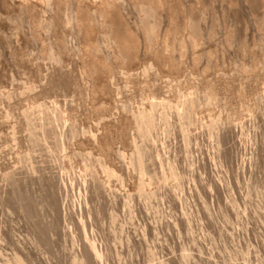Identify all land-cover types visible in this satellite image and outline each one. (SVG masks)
Segmentation results:
<instances>
[{
  "label": "rangeland",
  "instance_id": "374dc122",
  "mask_svg": "<svg viewBox=\"0 0 264 264\" xmlns=\"http://www.w3.org/2000/svg\"><path fill=\"white\" fill-rule=\"evenodd\" d=\"M38 1L35 11L28 12L24 10V13L19 7L12 6L10 3L0 4V151L4 152L5 161L8 162L7 168L0 166V181L5 180L6 172L12 171L14 168L18 171H26L33 163L43 168L48 167L46 170L49 169L50 165L54 164L56 166L54 171L57 175H60L61 172L69 173L70 175L92 173L103 181L111 180L110 189L116 192L120 191L119 188L121 186L123 189L128 187V193L134 195V203L139 211L137 209L133 211L127 205L122 204L114 207L108 196L93 201V204L90 203L89 205L91 208V205H93L92 211L97 214L92 213V226L90 227L89 225L87 231L91 233L93 230L95 234L98 233L96 236L100 237L98 238L100 241L103 240L102 246L106 245L102 249L105 250L107 247V249H110V261L107 259L105 263L108 261L107 263L109 264H158L164 259L173 257L177 263L183 264L185 256L194 255V258L191 257L194 264H264V144L260 146V151L261 153L263 152L260 166L258 165L254 168L256 175L254 177L258 179L257 182L251 178L249 168L246 170L242 168L232 170L229 165L230 158L228 160H220L217 153L219 146L212 131H214L219 118L228 114L229 110L223 107L220 101L209 100L207 89V84L212 79L220 78L217 81L218 83H214L215 89L218 84L225 82L227 93L232 95L235 102L236 112L232 111L229 114L230 126L242 120L239 115H242L243 119L249 118L251 114L250 108L255 103L256 98L255 96L249 98L250 108L248 110L246 105L248 100L246 101L244 96L240 95L238 85L241 81L246 82V84L249 83V75L255 76L257 74L261 76L264 74V0H199L200 4L196 0H187L194 16L200 13L203 15H197L200 22L195 16L196 20H198L195 23L199 25L204 23L203 29L207 36L203 44L197 39L199 37V34H196L198 33V27H195L194 36L197 42L194 43L195 45L193 44L195 47L189 45L188 52L186 51L185 55L180 57L178 54L181 53L177 48L174 55L175 58L169 56L167 58L159 50L160 46L158 45L161 43H153L145 50L147 55L138 59L127 58V53L119 50V42H115V39H113L115 31L110 23L112 18L116 21L118 20L120 6L117 4L121 3V0H107L111 7L108 4H104V6L102 5L103 7L98 5L95 10H92L96 12L99 9L97 12L99 15L108 14V17H106V19L108 18L106 26H108L104 27L108 30L111 27V31L109 30V35L105 36L108 33L103 32L101 33L102 35L99 33L101 35L99 36L100 40L109 36L108 38H112L113 44L111 47L104 46L105 48H103L100 40L96 41L93 39L94 36H91L92 34H86L87 14L82 11L84 9L79 7L78 0ZM178 1L172 0V6L173 10L177 12L178 21H180L183 13L180 14ZM107 6L110 7V11H108ZM175 6L176 9L178 7L179 11L174 9ZM198 6L201 8L199 9ZM48 7L50 8L48 9ZM70 15L72 18L74 17V26L72 25V31L62 38L60 26L65 23V17ZM130 16L134 17L135 14H130ZM45 20L50 27H44L43 23ZM167 22L168 20L165 19L163 29L169 25V22ZM178 30L180 32L182 29L176 28L173 32L174 36L175 32H177V37L182 35L180 34L182 31L179 33ZM19 35L21 36L20 38ZM62 41L65 46L71 48L68 54L71 57V61L80 62L84 59L90 60L93 57H100V51H97L99 48L104 52L111 50L116 57L118 56L116 59L121 68L116 77H109L107 70L101 68L102 65L99 66L97 64L96 67L98 69L93 66L89 68L91 72L95 71V69L97 70V77L109 78V81L112 80L110 83L112 82L114 93L113 95L110 92L105 94L107 99L103 103H96L94 98L90 97L86 76L84 77L78 68H73L69 64L66 65V72L61 76L60 83L47 85L44 79L47 72L56 64L53 60L55 56L54 47L60 42L62 43ZM88 41L91 43L86 46L85 43ZM94 41L95 43H93ZM74 48L84 50L85 52L82 54L87 56H82L79 59V55L75 54ZM157 59L161 62V74L155 82L154 88H161L163 94L159 97H154L148 93V87H151V85L146 83V78L152 72H156L154 61ZM254 64H256V67H254ZM244 66L247 68L244 69ZM249 66L251 70H249ZM253 83L254 81H252ZM255 83L256 89H259L257 91L262 94L264 91V78H259ZM196 85H199L201 90L197 91ZM52 87L55 88L52 89ZM115 87L118 91L115 90ZM44 88L46 90L38 97L37 95ZM10 92L15 93V99H9ZM194 96L200 102V104L195 106L194 115L202 121L203 126L193 132L194 134L195 132H201V137L188 143L185 138V134H187L186 119L178 116L177 110L181 108L184 100L191 97L194 98ZM7 100L16 105L18 110L16 115H6L8 110L6 105L9 104ZM152 101L157 104V112L155 111L154 115L155 126L152 135L144 136L141 143L151 146L153 144L152 137L164 135L167 141L164 143L162 141L161 143L165 151H168L161 154L163 159V164L161 165L158 164V157L156 155L153 156L155 178H152L150 174H142L138 165L134 163L130 165L132 175L128 182L129 186H125L122 183L121 173L110 174L105 166L104 156L86 143L78 146L76 144L75 153H71L64 144V139L61 135L56 136L57 138L51 137L48 143H45L42 139L40 115L41 110L45 107H53L58 110L57 115L60 119L57 127L62 129L65 124H73L68 118L71 113L69 106H74L78 111L76 126L78 131H80V136L89 137L100 131L103 123L118 118L123 112H128L127 114L131 116L133 111L142 108H148L149 110ZM170 110L174 111V116L170 119L171 124L162 116L163 111ZM100 112L102 115L99 114ZM135 136L136 130L130 129L127 131L128 141L126 145L113 142L114 146L120 149V160L130 162L131 158L136 156ZM238 137L233 139V141H229L224 147L231 151V148H234V141L238 140ZM158 144L162 148L160 142ZM250 151V149L246 150L247 157ZM55 156L56 158H54ZM175 156L179 159V177L170 175ZM244 156L246 155L243 152L238 155L240 159ZM239 158L238 160L241 161L242 159L240 160ZM211 161H213L214 165L211 164ZM212 168L216 170L211 171ZM193 169L198 175L196 179L191 175ZM211 175L223 178L221 199L209 196L210 187L206 183ZM202 179H204V182ZM142 181L146 185L140 188L139 184ZM196 184H202L203 188H200L201 190L197 189L195 187ZM68 189L71 190L70 187ZM28 190V194L24 195V201L27 205L23 212L19 211L20 203L23 201L22 196L19 202L10 198L5 202L3 208L0 206V220L2 221L0 222V228L3 225L7 228L5 224L8 226L13 225L14 231L19 228L16 232L22 237V241L24 239L23 243L30 247L29 245L33 244L30 241L32 240L31 229H35L38 226L43 237L41 248L30 247L33 250L32 252L35 251V254H33L37 259H35L37 264L38 262L40 264H80L73 260L74 249L71 241H68L66 246L60 241H52L50 235H48L49 227L47 221L49 217L45 204L47 192L39 191L36 185L33 188L29 186ZM164 191L170 196L165 203L162 201V193ZM74 192L78 195L80 192L79 185L75 186ZM177 192L183 193L182 203L176 196ZM124 199L127 198L124 197ZM172 202L177 203V207H174ZM96 204L99 205L96 207L97 210H95ZM83 208L86 210L85 204H83ZM70 211L73 215H79V210L74 212L72 206H70ZM226 212L229 216L226 215ZM23 215H26V218ZM84 217L88 219L89 216L85 213ZM188 218L191 219L193 233L196 237L195 241L190 238L191 231L189 230L188 232V229H186ZM177 220L184 222V227L181 230ZM160 221L168 222L169 226L166 227L161 223L163 229L159 225L158 230H153V235L146 238L143 237L141 232L145 224L156 226ZM66 224V228L72 227L69 222H66ZM35 225L36 227H34ZM123 227H127L131 233L136 230L139 231L136 246H134L133 242L127 241V229L122 230ZM80 231L81 237L84 239L85 233L81 225ZM18 235L17 237H19ZM3 236H5L4 233ZM6 239V241L4 240L5 245H3L4 242L1 243V240V248H3L2 250L5 253L9 254L7 257H10L13 245L10 243L9 237ZM160 244L163 246L161 249H159ZM33 247H35L34 244ZM154 247L159 250L157 254H154Z\"/></svg>",
  "mask_w": 264,
  "mask_h": 264
},
{
  "label": "bare ground",
  "instance_id": "6f19581e",
  "mask_svg": "<svg viewBox=\"0 0 264 264\" xmlns=\"http://www.w3.org/2000/svg\"><path fill=\"white\" fill-rule=\"evenodd\" d=\"M78 1H79L78 2L79 7L81 9H84L82 11L84 13L86 12V14H87V16H86L87 17L86 18L87 23L85 24L86 34L87 35L92 34L91 36H94L93 39H95L96 41L100 40V36L102 35L101 33H103V32L108 33L110 28H111L110 27L109 30L106 28L108 26V25L106 26L107 21H108V18L106 19V17H108V14L106 13L107 16H106V14H104L105 16L99 15L97 13L99 9L96 10V12L92 11V10H95L98 7V5L104 6V4H108L107 0H78ZM121 1H122L121 3L119 2V4H117L120 6L119 7L118 20L116 21L112 18L110 24L112 25V27L115 31L113 39H115V42L116 41L119 42L118 43L119 50H121L122 52H126L127 58L133 57L134 59H138L140 57H145L147 55L145 50L147 48H149V46L153 43H161L160 45H158V46H160L159 50H160V52L165 54L167 56V58H168V56L173 58L177 48L180 50L181 54H178V55H180V57H181V56L185 55L189 45L192 46L194 43L197 42L195 39V36H194V34L196 32L195 29L197 27H198V29H197L198 33H196V34L197 35L199 34L198 35L199 37H197V39H199L201 44H203L204 40L206 39L207 35L203 29L204 23L200 24V25L195 23L198 21V20H196L195 16L202 15V14L200 13V14H197L194 16L193 10L188 5L187 0H179L178 1L179 2L178 7L180 10V14L183 13V15H181V17H180V19H181L180 21H178V16L176 14L177 12L173 10L172 0H121ZM196 1L199 3V0H196ZM240 1H242V0H240ZM37 2H39V1L38 0H0V4L10 3V4H12V6L19 7L20 10H23V13H24V10L28 11V12L35 11V8L37 6ZM112 2H114V1H112ZM228 2H230V1H228ZM237 4H239V3H237ZM8 6H9V4H8ZM109 6H107L108 11H110L109 8L111 7V6L110 7ZM178 7L176 9V6H175L174 9L179 11ZM41 8L43 9V7H41ZM49 8L50 7H48V9ZM198 8L200 9L201 7L198 6ZM228 8H229V6H228ZM52 10H53V8H52ZM47 12H49V11H47ZM74 14H75V12H74ZM130 14H135V16L131 17L132 15L130 16ZM116 17H117V15H116ZM50 18H51V16H50ZM73 18L71 15L66 16L65 19L63 18L65 20V23L60 26V30L62 32V38L64 35H66L67 33L72 31V28L74 26L73 25V20H74ZM197 18L199 19L198 16H197ZM165 19L168 20L169 23L168 22L167 23L169 25L167 24L168 26L167 27L165 26L166 28L163 29V22L165 21ZM46 20L44 21L43 24H44L45 28H48L50 26H49L48 22L46 23ZM199 22H200V19H199ZM94 23H95V25H94ZM50 24H52V23H50ZM53 24H54V22H53ZM76 24H78V23H76ZM104 26H106V27H104ZM176 28L182 29L181 30L182 33H180L181 31L179 32V30H178V32L180 34H182L181 36L178 35V37H177L176 36L177 32H175L176 37L174 36L173 32L176 30ZM52 29H54V28H52ZM48 33H46V34H48ZM44 34H45V31H44ZM106 35H109V33L105 34V36ZM246 35H247V33H246ZM71 36H73V35H71ZM20 37L21 36L19 35V38ZM108 37L101 38L103 40H100L102 42L103 48H105L106 46L111 47V45L113 44L112 38L109 39ZM245 40H247V39L245 38ZM63 41H62V43L60 42V44L56 45L55 47L53 46V44L51 42L52 46L55 49L54 50L55 56L53 57V60H54V62H56V64H54L51 67V69L47 72L46 78L44 79V80H46L47 85L60 83L61 82L60 81L61 76L64 75L63 73L66 72V70H65L66 65L69 64L73 68L74 67L78 68L79 72L84 77L86 76L87 81H88V90H89L88 93H90V95H91L90 97L94 98L96 103L97 102L103 103L107 99L105 97V94L110 92L113 95V93H114L113 87L111 85L112 82L110 83V81H112V80L109 81L108 80L109 78L105 79V78L97 77V70L95 69V71L91 72V71H89V68L92 66L96 67L97 64L99 66L102 65L101 68H104L107 70L109 77H112V78L116 77L117 73L119 72V70L121 68V65L118 63V61L116 59L118 56L116 57L115 54L113 53V51L111 52V50H106V52H104L103 50H101V48L97 47L98 45H100L99 44L100 41H99V43H96V44H98L96 47L99 48V50L97 49V51H100V54H101L100 57L97 56L94 58L92 55L93 58L90 60H88V59L87 60L84 59L83 61L79 60L80 62L71 61V57H69V55H68L69 50L71 48L69 46H65ZM76 41H77V39H76ZM81 43H82V40H81ZM90 43L91 42L88 41L85 43V45L89 46ZM93 43H95V41ZM77 44H79V43H77ZM74 46H76V45H74ZM113 46H112V48H114ZM92 47H94V46H92ZM96 47H94V48H96ZM45 51H46V49H45ZM74 51L76 52L75 54L79 55V59L82 58V56H83L82 53L85 52L82 49L77 50L75 48H74ZM90 54H91V52H90ZM153 54H154V52H153ZM85 56H87V55H85ZM85 56H83V57H85ZM50 59H52V58H50ZM167 60L169 61V59H167ZM154 62H155V66H156V72H152L149 76H147L146 83L151 85V87H148V93L152 94L154 97H159L160 95L163 94V92H162L161 88H154L155 87L154 84L158 80V77L161 74L160 73L161 72L160 71L161 62L159 59L155 60ZM148 65H149V63H148ZM166 65H168V64L166 63ZM34 67H36V66L34 65ZM254 67H256V64H254ZM246 68L247 67L244 66V69H246ZM148 69H150V68H148ZM46 70H48V69H46ZM249 70H251L250 66H249ZM143 71H144V69H143ZM212 75H214V74H212ZM44 77H45V75H44ZM249 78H250L249 83L246 84V82H242V81L239 83L238 91L241 93L240 95L244 96V99L246 101L248 100L247 104H246L248 110L250 108L249 107V98L252 96L253 97L255 96L256 101L252 105V107L250 108L251 114L249 115V118L243 119V116L239 115L240 119H242V120L233 124V126L229 125V123H230L229 114H230V112L235 111V107H234L235 102H234L232 95L227 93V90H226L227 86H225V82H223L222 84H218V87L215 89L214 83H218L217 81L220 78L219 79L218 78L212 79L207 84V89H208V93H209V97H208L209 100L214 99V100L220 101L222 106L225 107L227 110H229L228 114H225L219 118V121L217 122V125L215 126L214 131H212L213 135L215 136V138L217 140L218 146H219V148H218L219 151L217 153H218V156L220 157V160L221 159L228 160L230 158V164L229 165H230L232 170L235 168H238V169L242 168L243 170H246L247 168H249V172L251 173V178H253L257 182L258 179H256V177H254V175H255L254 168L260 164V162L262 161V155H263L262 154L263 152L261 153V151H260V146L264 144V91L262 94L259 93V91H257L258 88L256 89V87H255V84H256L255 82H257V80L259 78H264V74H262L261 76H259L257 74L255 76L249 75ZM252 81H254L255 84L254 83L252 84ZM221 82H222V80H221ZM45 86H43V87H45ZM57 87H58V85H57ZM54 88L52 87V89H54ZM200 88L201 87H199V85H196L197 91ZM45 90L46 89L44 88L42 90V92H40V94H38L37 96L40 97L44 93ZM115 90H117L116 87H115ZM10 93L11 94L9 95V99L14 98L15 93L14 94H13V92H10ZM148 93H146V94H148ZM97 94H99V95H97ZM201 96H203V95H201ZM40 99H42V98H40ZM43 101H44V99H43ZM235 101H236V99H235ZM204 102H205V100H204ZM197 104H200V102L198 100H196V98L194 96V98L191 97V98L184 100L181 104V108L177 110L178 116L186 119L187 134H185L186 135L185 138H186V141L188 143H191L194 139H198L199 137H201L200 136L201 132L200 133L195 132V134L193 133L196 129L201 128L203 126L202 121H200V119L195 117V115H194L195 106ZM156 105H157L156 102L152 101L150 103L149 110H148V108H142L140 110L133 111L131 116H129L127 114L128 112L127 113L123 112L120 115L118 114L119 115L118 118L103 123L100 131H98L97 133H95L89 137H85V136L81 137L80 136V133H79L80 131H78V128L76 126V121L78 120L77 119L78 118V111L74 106H69V110L71 113L68 112V113H70L68 119L71 120V122L73 124L70 125V123H69L70 126L68 124H65L62 129H59L57 127V124H59L58 120L60 119V118H58V115H57L58 110L57 109L55 110L53 107H51V108L45 107L41 110V115H40L41 122L39 121L40 122V128L42 131V139L45 143H48L49 139L51 137H53V136L56 137V136L61 135L64 139V144L66 145V147L69 149V152H71V153H75V151H76L75 145L76 144L78 146V145H82V144L86 143L89 147L97 150L102 156H104L103 158L105 159V166H106L108 172L110 174H115L116 172H120L122 175V183L125 186H129L128 182L130 181V178L132 175L131 171H130V169H132V168L130 165H133L134 163H136L142 174H150L152 176V178H155L156 177L155 167H154L155 162L153 161V156L156 155L158 157V160H157L159 162L158 164L161 165V164H163V159L161 158V154L163 152L164 153L168 152V151H165L164 146L161 143L162 141H163V143L165 141H167L166 136H164V135L152 137L151 140L153 141V144L151 146H149L148 144L143 143V142L141 143L144 136L152 135L153 128L155 126V116L154 115H155V111H156ZM238 105H240V104H238ZM6 106L8 107V110L6 111L7 116H14L17 114L18 110H17L16 105L14 103L9 102V104ZM122 106H121V108H122ZM250 106H251V104H250ZM128 107H129V105H128ZM112 109H114V108H112ZM129 110H130V108H129ZM99 114L102 115L101 112ZM162 116L167 119L169 124H171L172 122L170 119L174 116V111H172V110L163 111ZM234 116H236V115H234ZM19 120H21V119H19ZM25 123H26V120H25ZM247 126H248V128H247ZM130 129L136 130V136L134 138L135 139V147H136V156L131 158L130 162H128V161L126 162V160H120L119 159L120 158L119 156L121 155L120 149L118 147L116 148L114 146L113 142H116V143L118 142V143H121L123 145H126L127 141H128L127 131ZM91 134H92V132H91ZM237 136H239V137H238V140L236 139L237 141L236 140L234 141V148L233 149L231 148V151H228L224 146L229 141H231V140L233 141V139H235ZM110 142H111V144H110ZM158 142H160V144L162 145V148L159 147ZM0 144H1V140H0ZM247 149L251 150L249 152L248 157H247V153H246ZM261 149H262V147H261ZM242 152H243V154L245 153L246 156H244L243 158L241 157V159H242L241 160L238 157V155ZM213 155H215V154H213ZM237 157L241 161H239ZM54 158H56V156ZM174 158L175 159H174V163L172 164V167L170 170V172H171L170 175L174 176V177H179L180 176V173L178 171L179 159L176 156ZM5 159L6 158H5L4 152L0 151V166L2 168H7V166H8V162H6ZM211 164L214 165L213 161H211ZM55 167L56 166H54V164H53V165L49 166L48 170H46L48 167L43 168L41 166H38V165L36 166L35 164L31 163L30 168L26 171H18L16 168H14L12 171L6 172L5 180L0 181V206L3 208L5 202L10 198L16 202H19V199L22 196L23 201L20 203V206H19L20 210L19 211L23 212L26 209L25 207L27 205V203L24 201V198H25L24 195L28 194L29 186H32V188H33V186L35 187V185L38 186L39 191L47 192L45 204H46V208L48 210V217L49 218H48L47 222H48V227H49L48 228V233H49L48 235H50V237H51L50 239H52V241H54V242L60 241L64 245H66V243L68 244V241H71V243L73 245V249H74L73 260L75 262H78L80 264H106L108 261L105 263V260H107L111 257L110 249H107L108 247L105 248V250L102 249L104 246V245L102 246L103 240L100 241L98 239V238H100L99 236L98 237L96 236V234L98 235V233L95 234V231H93V230L91 231V233H89L87 231L88 226L89 225H90V227L92 226L91 215H92V213H94V211H92L93 205H91L92 208L89 205L93 201H97L100 198H105L106 196H108L109 200L111 201V203L113 204L114 207L118 206L119 204H122V205H127L131 210L136 211L137 208H136V205L134 203L135 202L134 195L131 193L130 194L128 193V187H127V189H123L121 186L119 188L120 189L119 192H116V191L110 189V187L112 185L111 180L103 181L100 178H98V176H95L92 173H80L77 175H75V174L70 175L68 172H67L68 174L61 172L60 175H57V173H55V171H54ZM196 167H198V166H196ZM107 170H105V171H107ZM215 170H216L215 168L214 169L212 168L211 171H215ZM191 175H193L194 179H196L198 177L197 173L195 172V169L192 170ZM203 180L204 179H202V181ZM222 181H223V178L221 176L215 177L214 175H211L210 179L207 181L206 184L210 187L209 196L211 198H216V197L218 199L222 198V196H221V190L223 187ZM76 185H79V187H80V192L78 193V195H76L74 192ZM145 185H146L145 182L142 181L139 184V187L143 188V187H145ZM69 187L71 190L68 189ZM195 187L197 189H200V188H203V185L202 184L201 185L196 184ZM156 188H158V187H156ZM162 196H163L162 201H164L163 203H165L167 201V198L170 197L166 191H164L162 193ZM176 196H178L179 201L181 202L182 198H183V193L177 192ZM124 197H126L127 199H124ZM72 198H74V199H72ZM94 203H96V202H94ZM83 204L86 205V210H84ZM97 204H98V202H97ZM97 204L95 206V210H97L96 207L100 205V203H99V205H97ZM172 204L174 207H177V205H178L175 202H172ZM70 206L73 207L74 212H75V210H79V215H75V214L73 215L70 211ZM85 213L89 216L88 219H85V217H84ZM94 214L96 215L97 213H94ZM226 215L229 216L227 212H226ZM23 216L26 218V215H23ZM0 219H1V217H0ZM187 220H188V224L186 226V229H188V232H189V230L191 231L190 232V238H191V240L195 241L196 237L194 236V233H193L191 219L188 218ZM0 222H2V221L0 220ZM66 222H69L70 224H72V227L69 226L70 228H66V226H65V225H67ZM15 223H17V222H15ZM159 223L156 226H150V225L145 224V226L143 227L142 232H141L143 237L146 238V237L153 235V232L155 230L159 229L158 228L159 225L163 229V226H161V223H162V225L164 224L166 227L169 226L168 222L160 221ZM177 224L179 225L180 230H181V228L184 227V222L182 220H179V221L177 220ZM5 225L7 226V228L4 225L0 228V242L2 240L1 243L4 242L3 245H5V241L7 240L6 238L9 237V241L13 245V250H12L10 257H7L9 254L7 252L5 253V251L2 250L3 248H1L2 245L0 243V264H30V263L37 264L36 263L37 259L34 257L35 251L32 252L33 250L31 248H35V249H36V247L41 248L40 245H42V238L43 237L41 235L40 230L38 229V226L35 229H31L32 230L31 231L32 240H30V241L34 244L35 247H33V244L28 242L29 244L32 245L31 246L28 244L31 247L30 248L23 243L24 239L22 241L21 240L22 237L20 235H18V233L16 232L17 229H19V228H17L16 231H14L15 228L12 224H11L12 226H10V225L8 226L7 224H5ZM80 225L84 229V233H85L84 239H82V237H81L82 235H81V231H80ZM34 227H36V225ZM126 229H127L126 232H127V237H128L127 241L133 242L134 246H136V244L138 243L139 231L136 230L134 233H131V231L127 227L122 228V230H126ZM3 233L5 234V236H8V237L3 236ZM17 235L19 237H17ZM161 248H163V246L160 244L159 249H161ZM2 251H4V252H2ZM158 252H159V250H157L155 248L154 254H157ZM5 254H7V255L5 256ZM191 257L194 258V255L185 256L183 264H194ZM109 261H110V259H109ZM38 264H40V263L38 262ZM107 264H109V263H107ZM158 264H179V263H177L175 258L171 257V258H167V259L160 261Z\"/></svg>",
  "mask_w": 264,
  "mask_h": 264
}]
</instances>
